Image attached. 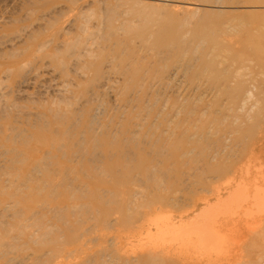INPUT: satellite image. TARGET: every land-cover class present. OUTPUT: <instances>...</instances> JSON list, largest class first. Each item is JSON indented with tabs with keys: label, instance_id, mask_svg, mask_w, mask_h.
<instances>
[{
	"label": "rangeland",
	"instance_id": "374dc122",
	"mask_svg": "<svg viewBox=\"0 0 264 264\" xmlns=\"http://www.w3.org/2000/svg\"><path fill=\"white\" fill-rule=\"evenodd\" d=\"M43 1L48 3L60 2L64 6L62 7L64 12L61 10L56 13L54 21L49 24H47V21H42L43 26L41 29L36 27L35 12L33 13L32 10L25 11V8L21 10L15 8L14 10H17L15 16L18 17V20L20 19L18 21L19 25H23L20 33H18H24H22V36L24 35L22 46L25 47L36 42L43 43L40 50L42 64L37 59H31L27 62H30L25 69V74L28 75L26 82L27 86H29L23 91L24 93L22 90L17 91L18 87L16 86H14L16 87L14 92L13 89L9 88L12 90V94L8 97L7 106H5V102L2 99L4 97L0 96V124L3 125L5 122H9L3 129L0 125V264H189L176 262L175 259L169 258L161 252L147 254L146 245L154 238L161 237L163 233L168 234L169 229L172 227L166 228L165 225L168 224L166 223L162 228L160 226L156 229L152 221L157 215L153 214L145 217L141 215L147 211L146 206H152L154 203L160 202V197L169 196L174 191H176L180 199V204L175 207L177 212L175 210L170 212L173 209L172 207H165L163 210L164 213L169 212L177 215L178 212L186 208V204H190L202 191L206 192L208 188L207 179H211L215 174H222L223 171L230 169L228 163L222 165L214 160H209L210 163H208L207 158L203 160L205 155L207 157V154L210 155L216 150L215 146L220 148H218L219 151L223 150L224 147L231 146L228 134L221 132L225 126L224 121L215 122L211 133H206L210 135L204 136L205 142L197 141L198 144H192L195 147L197 146L196 149L191 148L192 152H186L185 156L183 152H180L179 157L172 156L175 151L172 149L171 141L175 139L178 131H184L183 128L185 127H182L183 119L192 116L199 117L198 113H189L188 115L187 110L182 111L183 113L178 115V119L181 121L180 124L177 123L178 128L175 126L176 123L173 122L172 124L170 121V126H163L166 130L170 128L168 129L169 131L164 132L165 134H161V128L163 127H153L148 131L146 125L151 122L154 115L159 112L165 115L172 108L171 103L168 104L167 98L165 102V97L158 98L157 96L139 101V97L145 93V87L128 91V89L130 90L131 82L123 79L124 77L120 73L122 65L121 67L118 65L119 60L114 58L115 62H112L109 59L110 57L113 59L112 56L107 54V50H110L108 46L112 42L109 43L107 39L105 41L104 36H106L105 33H107L106 30L108 28L116 29V26H119L120 20L123 18L122 13L126 10L127 14L129 13L127 18H133L135 20L133 24L138 22L137 24L139 25L135 24L132 27L129 25L119 32L122 33L123 38H130V44L136 50H141L144 39L148 38L153 41L154 34L151 33V36H135L132 33L134 28L137 32L144 31L146 27L153 25L152 18L155 21H161L165 17H173L175 25L169 27L173 29L178 27V34L166 39H172L175 36L184 37L185 35L184 40H186L187 45L189 44L186 58L188 60L191 57L192 61L193 57L196 58V56L199 57V55L202 56V53H206L213 43L212 37H205L204 34V31L206 33L209 31V25H215L221 16H229L232 19L240 20H246L249 17L248 14L247 17L245 13L232 10L225 13L220 12L221 5H244L240 10L248 7V10L261 9L263 11L264 0H256L260 2L256 5H253L251 0H162L163 3L160 0H92V2L89 0V4L87 3L88 8H85L83 10L84 14H82L84 18L86 16L87 20L85 19V22H88V25H85L87 23L84 24V18L81 19L82 17L76 21L77 24L78 22L80 25L83 24L82 26L71 25L73 27L70 26L66 32L69 36L71 34L70 37H73V39L75 37L77 39H71L67 45H61V40L56 41L59 34L57 36L51 35L55 28L58 29V26L66 27L74 22V18L71 16L72 13L67 8L68 5L71 6L74 3V5H77L76 7H79L81 4L80 8L84 9V4L86 7L88 0ZM100 1L105 6L102 5L100 7ZM212 2L214 5H212ZM162 4L164 7H162ZM187 5L189 6L187 7ZM106 6L107 8L112 7L110 11ZM151 6L155 8L150 9ZM190 6L195 8L190 9ZM51 7L53 6L49 8ZM89 8L93 9V13H91L92 11L89 12ZM186 8L187 10H185ZM113 9H117V11L115 10L116 13L121 12L120 15L122 16L113 13ZM96 10H100L101 13H104L105 10L108 12H105L106 15L104 14L103 18L100 13L95 15ZM163 12L165 13L163 14ZM193 12H197L196 15ZM87 14H89L90 19ZM21 15H23V18H20ZM98 15L103 18L104 22L102 21V25L104 29L100 26L102 22L97 17ZM242 16L244 17L242 18ZM117 17L118 20L115 23ZM191 17L197 24L189 22ZM135 18H137V21ZM144 18L146 19L145 21ZM94 20H96V23H93ZM184 22L185 25L183 24ZM236 22L239 21L237 20ZM32 24L34 25L32 26ZM89 24L93 27L96 24L99 28L98 26L93 28ZM25 25L26 27H24ZM85 27H88L87 30ZM24 28L26 31H24ZM78 28H81L83 32H80ZM35 30H39V32L37 31L36 33ZM27 36H30V39ZM77 36L81 37L78 39ZM86 36H90L94 41L91 38V40L87 39ZM99 36L104 40L100 39ZM122 36L120 35V38ZM31 37H34V39ZM49 39L53 40L52 43ZM202 39L205 45L203 49L199 45V40ZM84 40L89 42V44L83 43ZM203 41H201V45ZM90 42H93L92 45L95 42L91 51L88 49L91 47ZM194 42L198 43V46ZM86 44L88 45L85 49ZM97 45L100 46L98 47ZM101 46L104 49L103 47L100 49ZM60 49L62 50L60 51ZM197 50L199 51L197 52ZM218 55L220 57L218 56L217 58L216 68L213 67V71H208L205 76L202 75L201 81L203 83L206 81V84L211 86L227 78H232L236 89H239V87L241 89L243 86L241 90L245 88L244 92L239 91L241 94L234 96L239 106L242 104V99L244 100L248 96L245 94L248 93V90L252 94L248 104H255L250 112L246 106H244L243 110H239L240 115L249 116V121L236 133V136L241 137L242 140L240 145L236 146L237 151L241 154L247 151L249 144L261 131L257 125L264 120H262L261 111L262 105L264 107V91L259 90L257 86L261 85L260 88L264 89L263 82H261L264 78V73L258 72V69L255 71L256 74H254V71L250 73L245 62L244 64L237 60L225 62L226 57L229 60L232 59L229 58L228 53L224 49L219 50ZM93 63H96L95 67L98 63L101 65L100 78L98 76L94 77L90 73ZM240 68L243 69L241 70ZM245 69L246 71H244ZM237 70L239 72V75L237 73L238 77L235 74ZM50 71L53 72L51 73ZM258 74L262 76L260 77ZM259 79L261 80L258 81ZM258 82L260 85L257 84ZM256 84L257 86L255 87ZM236 85L238 86L236 87ZM198 96L203 99L198 100ZM209 98L213 100L217 97L210 95L203 97L198 94L191 97V101L186 102L185 106L191 107L195 102L202 104V101H209ZM256 101L258 102L255 103ZM140 121H144L143 125L146 123L145 127L143 125L142 127L139 126L141 131L139 129V131H136L138 128L136 124L140 123L139 125H141ZM134 122L137 123L135 124ZM263 122L261 125H264ZM129 123V127L132 130L131 133H122L121 131H124V127L128 126ZM174 126L175 131L173 130ZM134 128L135 130H133ZM171 129L172 133H169ZM190 132L188 133L190 134ZM214 132L216 133L213 134ZM146 133L148 134L146 135ZM170 135L173 136L170 138ZM158 137H163L162 140L167 138L164 140L163 145ZM155 139L158 141L153 142ZM217 139H219V143L224 139V144L220 145L217 143ZM45 142L48 143L47 145L52 143L54 147L45 145ZM74 142H76L75 145ZM146 142H149V145ZM71 145L74 146L71 147ZM60 146L63 147L61 148ZM190 147L193 146H188V151ZM225 150L228 149L225 148ZM200 152H202V156L199 159L197 156ZM193 153L197 155L194 157ZM28 154L34 156L35 159L28 162L26 158ZM155 154H158L157 156L159 157L155 156ZM181 155L184 157H181ZM244 156H246V153ZM189 157L191 160H188V164L187 159ZM194 158L196 162L192 161ZM170 162H172V165ZM224 162L229 161L226 160ZM195 163L199 164L196 168ZM202 164L203 166L201 167L200 165ZM187 171L188 175H190L189 177L186 175ZM191 171L194 173H190ZM179 179H183L184 182L181 180L182 183L180 184ZM236 184H238V181ZM176 186L178 187L175 188ZM248 187L251 189L253 186L248 185ZM234 190L233 188L231 192ZM228 195L229 193H225L222 196L223 198H229ZM250 196L251 199L256 198V200H253V204L245 210L238 211L241 215L251 216L247 217V219L244 217L238 220L237 227L243 228L241 229L242 231L238 232L239 234L237 233V235H235V232L226 231L222 235L221 241L229 249L230 256L234 258L232 259L229 255L225 257L221 255L217 257L215 262H212L213 264H216L217 261H219L217 264H224L223 262L225 264H264V210L263 215H261V212L258 215L256 214L259 209L264 207V200L261 198H264V191H252ZM258 201H262V203H258ZM194 214L196 213L190 216L192 217ZM254 215H256V219ZM258 216L260 217L258 218ZM244 219L246 223L251 220L254 225H251L252 222L244 225L245 223L241 222ZM255 220L258 222H254ZM156 231L159 233L154 234ZM170 239V241L175 240V236H171ZM4 243L6 244L4 245ZM225 258H227V261Z\"/></svg>",
	"mask_w": 264,
	"mask_h": 264
},
{
	"label": "bare ground",
	"instance_id": "6f19581e",
	"mask_svg": "<svg viewBox=\"0 0 264 264\" xmlns=\"http://www.w3.org/2000/svg\"><path fill=\"white\" fill-rule=\"evenodd\" d=\"M160 1H162V0H160ZM90 2H92V0ZM141 2H143V1H141ZM251 2L253 3V5L260 3L259 1H256V0H251ZM87 3L89 4V0H88V2H86V4ZM162 3H163V1H162ZM88 4L86 7L84 4V9L81 7L82 10H80L81 4L79 5V7H76L77 5H74V3L71 6L70 5L67 6L70 13H72L71 16H72V18H74V22L71 23L70 25L69 24L67 26L65 25L66 27L58 26L59 30L57 28H55V30L53 31V33L51 35V36H57L59 34L56 38V41L61 40L60 41V43H62L61 45H67L71 39L74 40L76 38L75 37L73 39V37H70L71 34L69 36L66 31L73 24H75L77 26L83 25V24L80 25L79 22L77 24L76 21H78L81 17H82L81 19L84 18L82 16V14H84L83 10H85V8H88ZM100 4H101L100 5V7H101L103 5L101 3V1H100ZM212 5H214V3ZM50 6H53V7L49 8ZM103 6H105V4ZM115 6H117V5H115ZM123 6H127V5H123ZM188 6L189 5H187V7ZM62 7H64V6H62L60 4V2H56V1L53 3L52 2L48 3V2H44L43 0H0V96L4 97L2 99L5 102V106L8 105V102H9L8 97H10L12 94V90H10V89H13V92H14L15 88L18 87V89H16V90L17 91L22 90V92H23L29 86V85L27 86V82H26L28 75L25 74L26 73L25 69L27 68L26 66L30 63V62L29 63H27V62L30 61L31 59H37V61H40L42 64V55L40 54V50H41L42 44H43L42 42H36L35 41L36 43H32V44L27 45L25 47L22 46V42L24 40L23 39L24 35L22 36L23 32L21 34H18V33H20L21 27L23 28V25H19V23H18V21H20V19L18 20V17L15 16V14H16L15 12L17 11V10L14 11L15 8L20 9V10L25 8V11L32 10L33 13L35 12L34 16H35V20L37 22V25H36V22H35V25H36V27L41 29V27L43 26L42 21H47V24L53 22L54 18H55V14L59 13L62 9H64ZM162 7H164L163 4H162ZM192 7H193V4H192ZM192 7L190 9L195 8V7L194 8H192ZM208 7H209V5H208ZM242 7H244V5L229 6L227 4L226 5L224 4V5H221L220 9L218 8L220 12L222 11L225 13V12H229L230 10H232V11H237L240 13H245L246 16L248 17V15H249V17L246 20L245 19L240 20V19H232L229 16H221L216 21L215 25H212V24L209 25L210 26L209 31L207 33L204 31V34H205V37H209V36L212 37L213 43L210 46V49L206 53H202V56L199 55V57L196 56V58L193 57L194 59L192 58L193 59L192 61H191V57L189 58L190 61H189V59L187 60V58H186L187 57L186 54H187V51L189 49V47H188L189 44L187 45L186 40H184V38L186 37L185 35H184V37L183 36H181V37L175 36L172 39H166L167 37L178 34V30H177L178 27H177V29H173V28L169 27V26L175 25L173 17L168 16V17H165L164 19H162L161 21H155V19L152 18L151 21H152L153 25L150 27H146L145 28L146 30H144V31H138L137 32L136 29L134 28V31L132 33L135 36H145V35L151 36V33L154 34L153 41H151L148 38L144 39V41L142 43V47H141L142 49L141 50H136L130 44V38H128V37L123 38L122 33L119 32L121 29H125L129 25H131V27H132V25H135L138 23V22H136L133 24V22H135V20L133 18H131V19L127 18L129 13L127 14L126 10L124 13H122L123 18L120 20L119 26H116L117 27L116 29L115 28L112 29L111 27L110 28L106 27L108 29L106 30L107 33H105L106 36H104L105 37L104 39H105V41L107 39L109 41V43L112 42V44L110 46H108L110 48V50L106 49L107 54L113 57V59H111V57L109 58L110 60H112V62L115 59H118L119 60L118 65L120 67L122 65V69H121L120 73L124 77L123 79L131 82V86L129 87L130 90L128 89V91L135 90L136 88H139V87L140 88L145 87L146 88L145 93L141 97H139L140 98L139 101H144L146 98L157 96L158 98L159 97H165V102L168 99V104L171 103L172 108L170 110H168L165 113V115H162L161 112H159L157 115L156 114L154 115V117L151 119V122H149L146 125L147 126L146 129H148V131L151 130V128H153V127L154 128H156V127L161 128L165 125H166L165 127H167L168 125L170 126V124L171 123L173 124V122L176 123L175 126H176V128H178L177 123L180 124V122H181L178 119V115L180 113L182 114L183 113L182 111H184V110L185 111L187 110L188 115H189V113H192V114L195 112L198 113L199 117L198 116L197 117L192 116V117H188V118L185 117L182 121V127H185V128H183L184 131L183 130L178 131L177 135L174 133L176 135V137L173 141H171V146L175 152H173L172 156L179 157L180 152H183V155L184 154L186 155V152H188V153L192 152L191 148L196 149L197 146L195 147L192 144L197 143V141L205 142L204 136L210 135V134H206V133H211V131H212L211 129L214 128V124L216 121H220V120L224 121L225 126H224V129L221 130V132H225L226 134H228L229 139L231 140V146L224 147V149L221 151H219V149H220L219 147H218L219 148L218 149L215 146L216 150L213 151V153L210 155L207 154V153H209L208 152L209 150L206 149V150H208L206 153L207 157L205 155L203 160H205L207 158L208 163H210L209 160H214L215 162H220L222 165L225 163H228L230 166V169L223 171L222 174H218V175L215 174L216 176L214 175V177H212L211 179L210 178L207 179L208 180V188L206 189V192L202 191L197 197H195L192 200V202L190 204H186L187 206H186V208H184V210L178 212L177 215L169 213V212L164 213L163 209L165 207H172L173 209L171 208L172 210H170V212H172L175 210V207L180 204V199L177 196L176 191H174L169 196L167 195L164 197H160V200H159L160 202L154 203L153 204L154 206L153 205L152 206H146L147 211L143 212V214L141 216L145 217V216H150L153 214L157 215L156 218L154 219V221H152L153 224L155 225L156 229H158L160 226L162 228L166 223H168L167 225H165L166 228L172 227L169 229L170 231H168L169 232L168 234L163 233V235L161 237L159 236V237L154 238L151 242L148 243V245H146L147 249L145 248V250H146L147 254H150L153 252H161V253H164L169 258L175 259L176 262L189 263V264H203V263L213 264L212 262H215V260H217V257H219L221 255L223 257L229 255V257H231L233 259L234 257L230 256L229 249H227L225 247L224 243L221 241L223 238V236H222L223 232H226V231L235 232V235H237L238 232H241L242 231L241 229H243V228H241V227L239 228V226L237 227L238 220H241L244 217L247 219V217H251V216L241 215L238 213V211L247 209L250 205L253 204V202H254L253 200H256V198L251 199L250 193L252 191H264V189H263L264 188V125L263 124L261 125V123L264 121L263 120L264 119V107H263V105L261 108L263 118L261 116V113L259 112L260 117L262 118L263 121L260 122L259 125H257V127L258 126L260 127L259 129H261V131H259L260 133L257 132L258 136L254 137L251 144H249L247 151L242 152L240 154L237 151L236 146L238 147L242 140H241V137L236 136V133H238L241 130V127L249 121V119H248L249 116L244 117L243 115H240L239 110L240 109L243 110L245 108L244 106H246V108L248 107L247 110L249 112L252 111L253 106H255V104H251V105L248 104L250 101L249 99L252 98L251 92L248 90L249 94L245 93L248 96L244 100L242 99V104H241V106H239V104H238L237 100L234 98V96L241 94L239 91L244 92L245 88L243 90H241L244 87L243 86L241 89L239 87L240 90L236 89L232 78H227L224 81L216 83L215 85H211V86L207 85L206 81H205V83H203V81H201L202 75L205 76V74H207L208 71H213V67L216 66L217 58L219 56L218 55L219 50L221 51L223 49L228 53L229 58L232 59V60H229L226 57L225 62L226 61H233L234 62V60L241 61L242 64H244V62H245V63H247L245 65L248 66L250 73H253L252 71H254V74H256L255 73V71H257L256 69H258V72L264 73V10L263 11L261 9H258V10L250 9V10H248V7L246 8L247 10L244 8H243V10H240V9H242ZM106 8H107V6H106ZM110 8H112V7H110ZM110 8H107V9L110 11ZM114 8H116V7H114ZM153 8H155V7H153ZM153 8L151 6L150 9H153ZM42 9H45V10L42 11ZM46 9H48V10L46 11ZM51 9H53V10H51ZM99 9H101V8H99ZM119 9H121V8H119ZM181 9H182V7H181ZM86 10H88V9H86ZM92 10L93 9H90L89 12ZM113 10H112V12H113ZM115 10L117 11V9H115ZM115 10L113 13H116ZM185 10H187V8ZM259 10H261V11H259ZM106 11L107 10H105V12ZM127 11H128V9H127ZM178 11H179V9H178ZM105 12L101 13L100 10H96L95 15L100 13V14H102V16L104 18ZM18 13H19V11H18ZM70 13H68V14H70ZM91 13H93V11ZM91 13H90V16L92 18ZM164 13L165 12H163V14ZM182 13H181V15H182ZM193 13L196 15L197 12H193ZM116 14H119V16H122V15H120L121 12L116 13ZM88 15L89 14H87V17L90 19V16H88ZM160 15H162V14H160ZM242 15H244V14H242ZM22 16L23 15H21L20 18H23ZM34 16H33V18H34ZM99 16H101V15H98L97 17H99ZM65 17H67V16H65ZM150 17H151V15H150ZM243 17L244 16H242V18ZM99 18H100V22H102L103 18H101V17H99ZM137 18H139V17H137ZM137 18H135L136 21H137ZM85 19H86V16L83 19V21H84V24L87 23V24H85L87 26L88 22H85ZM89 19H88V21H90ZM106 20L107 19L105 16V21ZM117 20H118V17H117L115 23L117 22ZM145 20L146 19L144 18V21ZM234 20H236V21L238 20L239 22H236ZM95 21L96 20H94L93 23H96ZM103 22L100 25V26H102V28H103V25H102ZM189 22L193 23V24H197V22L194 21L192 17H191V19H189ZM183 24L185 25V22ZM33 25L34 24H32V26ZM138 25L139 24H137V26ZM146 25H147V23H146ZM73 26H71V27H73ZM89 26H91V25L89 24ZM96 26H98V25L95 24L94 27L93 26H91V27L95 28ZM24 27H26V25ZM85 28L87 30L88 27H85ZM98 28H99V26H98ZM28 29H29V27H28ZM78 30H80V32H83V31H81V28L80 29L78 28ZM24 31H26L25 28H24ZM35 31H36V33H37V31L39 32V30H35ZM186 32H188V31H186ZM102 33H103V31H102ZM81 34L83 35V33H81ZM95 34H97V33H95ZM186 34H188V33H186ZM196 34H197V32H196ZM120 35L122 36L121 38H120ZM212 35H214V36H212ZM80 37L81 36H79L78 39ZM86 37H85V39H86ZM88 37H87V39L91 38L90 36H88ZM31 38L34 39V37H31ZM101 38L102 37H100V39ZM187 38H188V36H187ZM100 39L98 38L99 43H100ZM118 39H119V41H118ZM90 40H88V41H90ZM50 41L52 43L53 40H50ZM199 41H200L199 45L203 49V47L205 46L204 41H203V39L199 40ZM201 41H203L202 45H201ZM84 42L89 44V42H87L85 40L83 41V43ZM92 43L90 42L91 47L88 48L90 51H91V48H93L92 46L95 45V42L93 45H92ZM192 43H193V41H192ZM194 43L196 44V42H194ZM88 44H86L85 49H86ZM81 45H82V43H81ZM83 45H85V44H83ZM107 45H109V44H107ZM102 47L103 46H101L100 49H102ZM200 47H199V49H200ZM54 48H55V46H54ZM82 48H83V46H82ZM195 48H197V47L195 46ZM103 49H104V47H103ZM61 50L62 49H60V51ZM198 51L199 50H197V52ZM97 52H99V51H97ZM191 52H193V51H191ZM199 53H201V52H199ZM112 62H110V63H112ZM95 64L96 63H93L92 70L90 73H92V75L94 77L95 76L99 77L101 75L100 74V72H101L100 66L101 65L98 63L95 67ZM219 66H220V62H219ZM247 66H246V69H247ZM243 68H240V69L242 70ZM237 69H238V67H237ZM240 69H239V72H240ZM246 69L244 71H246ZM62 70H64V69H62ZM118 71H119V69H118ZM239 72L237 70V72L235 74L237 75V73H238V75H239ZM27 73H28V71H27ZM37 75H38V73H37ZM238 75H237V77H238ZM255 76H257V75H255ZM259 76L261 77L262 75H259ZM261 79H259L258 81H260ZM255 81H257V80H255ZM261 82H263V84L262 83L261 84L264 87V78L261 80ZM257 84L260 85L259 82ZM257 84L255 85V87L257 86ZM14 86H16V87H14ZM237 86L238 85H236V87ZM260 86H257V88L259 87L258 88L259 90L264 91V89H261ZM66 92H67V90H66ZM198 94H200L203 97H207L210 95L212 97H217V98H214V99L212 98L213 100H211V98H209V101H206V102L202 101V104H200V102H195L193 104V106H191V107L185 106L186 102L191 101L190 100L191 97L196 96ZM130 97H131V95H130ZM161 99H163V98H161ZM197 99L199 100V99H203V98H201V97L199 98V96H198ZM257 102L258 101H256L255 103H257ZM125 106H127V105H125ZM125 106H124V108H125ZM163 110H165V109H163ZM253 118H255V117H253ZM144 121H145V119H144ZM144 121L143 122L140 121L141 125H139L140 123L138 124L136 122L137 123L136 124L134 122L136 124V126L138 127L136 129V131H139V130L141 131L139 126L142 127V125H143L142 123H144ZM170 121H171V123H170ZM130 123L128 124V126L124 127L125 130L121 131L122 133H124V134L126 132L131 133L132 130L129 127ZM8 124H9V122H5V124H3V125L0 124V125H1V128L3 129V127L5 128V125H8ZM135 124H134V126H135ZM220 124H221V122H220ZM120 125H122V123H120ZM9 126H8V128H9ZM175 126L173 128L174 131H175ZM132 127H133V125H132ZM168 129H170V128H168ZM168 129L166 130V128H164V127L161 128V134L169 131ZM216 129H215V131H216ZM133 130H135V128ZM154 130H157V129H154ZM188 130L191 131L190 134L188 133L189 132ZM82 131H84V130H82ZM171 131H172V129L170 130L169 133H172ZM130 133H128V134H130ZM132 133H134V132H132ZM215 133L216 132H214L213 134H215ZM147 134L148 133H146V135ZM173 135H170V138ZM162 138L158 137V139H161V143L163 145L164 140H166L167 138L164 140H162ZM170 138H169V140H170ZM157 141L158 140L155 139V141H153V142H157ZM159 142H160V140H159ZM219 142H220L219 139H217V143H219ZM226 142H227V140H226ZM53 143H55V142H53ZM75 143L76 142H74V145H75ZM146 143L148 144L149 142H146ZM222 143L224 144V139H222L221 143H219V144L221 145ZM47 144L48 143L45 142V145H47ZM59 144L61 145V143H59ZM49 145L53 146L52 143ZM49 145H47V146H49ZM190 145L193 147H190V149L188 151V146H190ZM55 146H57V145H55ZM73 146L71 145V147H73ZM153 146H154V143H153ZM222 146H224V145H222ZM41 147H42V145H41ZM57 148H58V146H57ZM150 148L152 149V147H150ZM225 148L228 150H225ZM155 150L157 151V149H155ZM224 152H225V155H224ZM188 153H187V155H188ZM195 153H196V151H195ZM200 153H201V155L199 156ZM200 153L197 156L199 159L202 156V152H200ZM245 153H246V156H244ZM170 154H171V152H170ZM157 155L158 154H155V156H157ZM195 155H197V154H194L193 156L195 157ZM184 156L181 155V157H184ZM131 157H133V156H131ZM157 157H159V156H157ZM171 157H169V159H171ZM26 158H27L28 162L30 160L35 159L34 156H31L29 154L27 155ZM198 158H196V159H198ZM179 159H181V158H179ZM156 160H158V159H156ZM188 160H191V158L189 157V159H187V163L189 164ZM198 160H197V162H198ZM226 160H228L229 162H224ZM158 161H156V162H158ZM181 161H182V159H181ZM192 161L196 162L195 158H194V160L192 159ZM161 162H162V160H161ZM173 163H175V162H173ZM198 163L201 164L200 161ZM198 163H195L196 165L194 164L195 168L199 166ZM170 164L172 165V162H170ZM147 166H149V165H147ZM200 166L202 167L203 164ZM169 167H171V166H169ZM201 167H199V168H201ZM147 169H148V167H147ZM193 171H191L190 173H192ZM186 175H188V171H187ZM162 176H163V174H162ZM189 176L190 175H188V177ZM74 178H75V176H74ZM181 180L183 181V179H181ZM181 180H180V184L182 183ZM237 181H238V184H236ZM248 185H251L253 187L250 189L248 187ZM178 186H180V185H178ZM178 186H176L175 188H177ZM233 188L235 190L233 192H231V190ZM177 192H178V190H177ZM225 193H229V195H228L229 198H223L222 195ZM261 198H262V200H264L263 197H261ZM213 201H215V202H213ZM258 203H262V201H258ZM263 208L259 209L256 212V214L258 215V213L261 212V215H263L264 214ZM181 209H183V208H181ZM175 211L177 212V210H175ZM193 213H196V214H194V216L191 217L190 215H193ZM255 216L256 215H254V218L256 219ZM259 217L260 216H258V218ZM252 218H253V215H252ZM249 219H251V218H249ZM263 221H264V219H263ZM241 222H244L245 223L244 225H246L247 223L250 224L252 221L248 220L246 223V220L244 219V221H241ZM254 222H258V221L255 220ZM252 223H251V225H254V223L253 224ZM248 227H249V225H248ZM263 229H264V226H263ZM156 233L158 234L159 232L156 231L154 234H156ZM241 234H243V233H241ZM171 236H175V240L170 241ZM5 244L6 243H4V245ZM223 257H221V258H223ZM229 257H228V259H229ZM225 259L227 261V258H225ZM232 259H230V260L232 261ZM175 260H173V261H175ZM217 262L219 263V261H217ZM217 262H216V264H217ZM223 263L225 264V262H223Z\"/></svg>",
	"mask_w": 264,
	"mask_h": 264
}]
</instances>
